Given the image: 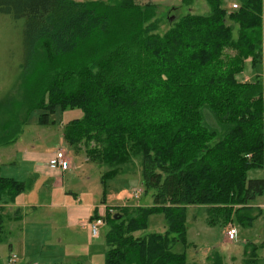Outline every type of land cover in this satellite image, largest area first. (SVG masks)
I'll return each mask as SVG.
<instances>
[{
	"label": "trees",
	"instance_id": "obj_1",
	"mask_svg": "<svg viewBox=\"0 0 264 264\" xmlns=\"http://www.w3.org/2000/svg\"><path fill=\"white\" fill-rule=\"evenodd\" d=\"M193 1L182 0L186 13L166 16L159 32L151 1L0 0V13L23 19L19 107L81 109L83 118L63 129L66 142L76 150L84 143L105 167L103 183L138 166L151 196L149 206L106 210L104 264H189L171 250L184 239L187 205L205 207L210 223L234 215L248 225L259 213L250 202L264 194V180L246 172L264 157V77L236 76L245 60H264V0H236L235 8L203 0L204 14L191 12ZM15 117L0 145L16 139L23 121ZM26 187L0 176V240L2 205ZM158 211L166 230L145 232ZM209 264H222L220 256ZM243 264H264L255 245L246 244Z\"/></svg>",
	"mask_w": 264,
	"mask_h": 264
},
{
	"label": "rangeland",
	"instance_id": "obj_2",
	"mask_svg": "<svg viewBox=\"0 0 264 264\" xmlns=\"http://www.w3.org/2000/svg\"><path fill=\"white\" fill-rule=\"evenodd\" d=\"M137 1L142 3L151 1L156 4V16L162 18L159 32L165 31L168 27L165 22L166 16L181 15L187 11L182 0ZM236 2V0H227L226 7L231 8L232 4ZM189 7L193 13L204 14L208 12V6L203 0H194ZM174 8L176 10H172ZM22 33L23 19H13L7 14L0 13V100H3V105L0 107V133L7 121L15 120V116L10 113L12 109L17 114L15 118L23 121L20 123L19 132H16V139L0 145V176L23 180L28 186L23 192L31 190L34 184L37 185L36 173L33 171V165L36 163L25 159V157L33 153L46 156L53 151L62 150L67 154V157L71 158L72 167H75L72 175L64 180L65 184L68 189L77 191L81 197V202L96 205L97 208L93 209L94 213L100 215L106 208L115 212L125 206H149L151 196L143 192L138 166H134L133 171L129 173L108 177L103 183L101 176L105 167L99 165L96 160L89 158L85 153L84 143H80L81 149L76 150L66 142L63 137V129L67 124L83 118L84 114L81 109L77 107L63 109L57 106L53 113H48L41 107H33L26 112H23V109L19 107L22 99H25V90L21 79L22 64L25 58ZM262 57L264 58V51ZM260 74L264 77V60L262 59V63L252 64L247 59L236 78L239 81H253ZM46 100L45 97V102ZM43 113H48L47 124L40 122ZM85 156L88 160L85 159ZM246 175L248 179L260 178L264 180V157L262 165L248 169ZM38 181L39 183L42 182L43 185L45 184L44 181L52 182L48 178L38 179ZM135 188L142 190L138 197L128 198L126 194H123L120 198H116L119 190L127 191ZM35 193L32 199L38 200L40 194ZM69 195L71 196V194ZM250 203L259 210V213L248 225L240 223L234 215L227 222L221 218H216L214 223H210L205 207L185 206L184 239L175 240L171 250L184 255L185 261L189 264H209L214 254L220 256L222 264H243L245 246L252 244L256 246L258 256L263 258L264 194L256 196ZM5 221L6 218L2 214V222ZM230 226L235 228L233 240H228L226 237V230ZM105 230V224L99 226L98 235L93 237L89 221L88 226H84L83 232L73 231L71 237L67 238L66 241L65 239L62 240L58 246L59 243H55L58 238L50 236L48 226H45L39 233V240L37 242L36 240L31 241L34 245L29 246L30 231L27 233L25 241L28 248L37 246L40 240L47 241L48 248L66 251L68 255L73 254L80 258L84 264H104ZM165 230L166 220L163 212L158 211L148 215L145 232L162 233ZM138 234L139 232H135V235ZM52 242L53 245H51ZM11 243L10 247L6 242L0 243V263L2 264L7 263L12 253L17 255V260L22 257L19 242L13 239ZM43 248L45 247L40 246V249Z\"/></svg>",
	"mask_w": 264,
	"mask_h": 264
},
{
	"label": "crops",
	"instance_id": "obj_3",
	"mask_svg": "<svg viewBox=\"0 0 264 264\" xmlns=\"http://www.w3.org/2000/svg\"><path fill=\"white\" fill-rule=\"evenodd\" d=\"M55 152L46 156L33 153L25 157V159L36 163L33 165V171L36 173L37 185L34 184L31 190L19 193L14 202L2 205L1 213L5 216L6 221L2 222L0 243L6 242L10 247L12 240H17L22 254V257L17 260V255L12 253L6 264H84L80 258L73 254L68 255L66 251L48 248L47 241L40 240L37 246L31 248L26 246L27 233L30 231L29 246H32L34 244L31 241L39 240V233L45 226H48L50 236L58 238L55 243H59L58 246H60V242L69 239L73 231L83 232L84 226H88V222L96 215L93 209L97 206L81 202L77 191L68 189L64 182L75 170V167H72L71 158L67 157L64 152L70 161L69 167L64 170L48 165L49 159L54 156ZM85 159L88 160L86 156ZM5 178L14 179L12 177ZM42 178H48L52 182L44 181L43 185L38 181ZM14 180L23 182V180ZM124 191L123 189L119 190L116 198H120ZM35 192L40 194L38 200L32 199ZM33 193L34 195H31ZM106 210L107 208L103 209L105 212ZM40 246L45 248L40 249Z\"/></svg>",
	"mask_w": 264,
	"mask_h": 264
},
{
	"label": "built area",
	"instance_id": "obj_4",
	"mask_svg": "<svg viewBox=\"0 0 264 264\" xmlns=\"http://www.w3.org/2000/svg\"><path fill=\"white\" fill-rule=\"evenodd\" d=\"M232 7L235 8L236 4L233 3ZM48 165L52 168H60L62 170L67 169L70 165V161L65 156L64 152L62 150H58L55 152L54 156L49 159ZM142 192L141 189L135 188L131 190L124 191L123 193L126 194L128 198H136L139 196V194ZM110 213L113 212L112 209L108 210ZM106 212L103 211L99 217L90 220V229L91 234L93 237H96L98 235V227L104 224L103 217L105 216ZM226 237L228 240H233L235 238V228L233 226H230L226 230Z\"/></svg>",
	"mask_w": 264,
	"mask_h": 264
}]
</instances>
